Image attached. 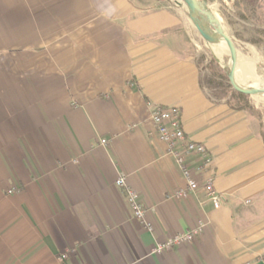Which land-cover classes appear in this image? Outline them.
I'll use <instances>...</instances> for the list:
<instances>
[{
	"label": "crops",
	"instance_id": "1",
	"mask_svg": "<svg viewBox=\"0 0 264 264\" xmlns=\"http://www.w3.org/2000/svg\"><path fill=\"white\" fill-rule=\"evenodd\" d=\"M159 2L0 0V264H264L257 120L213 97L205 41ZM221 2L235 26L264 19V0ZM157 105L206 146L207 168L185 162L200 184L213 176L218 207L157 138ZM198 223L191 243L153 252Z\"/></svg>",
	"mask_w": 264,
	"mask_h": 264
},
{
	"label": "rangeland",
	"instance_id": "2",
	"mask_svg": "<svg viewBox=\"0 0 264 264\" xmlns=\"http://www.w3.org/2000/svg\"><path fill=\"white\" fill-rule=\"evenodd\" d=\"M200 1L208 5L211 10L213 9V5H216L213 11L216 13L223 27H225L227 33L231 35L234 39L236 46L239 50L241 67L253 68L261 73H264V19H253L249 20V24L247 25L240 24L238 26H235L233 23H237V20H235L233 16L228 14L229 10L227 9L229 5H225V3H222L221 0ZM159 4L163 7L172 6L175 9L183 12L185 22L187 24L186 26H188L189 30H193V32L197 36H199V38H201L194 25L191 23L188 17L187 10L180 0H160ZM222 6L226 9H223V14L218 11V9L222 11ZM204 44L205 45H200L198 60L207 69L205 70V85L208 86L213 97L217 99H226L233 104H238V100L233 95L236 93L231 88L228 82L226 73L227 70L222 67V63H229V56L223 55L219 59L214 54L211 48L213 47V44L207 42H205ZM217 46L223 52L225 51L228 53V49L224 43ZM220 74H225L226 79L221 77ZM236 78L239 81L243 82L245 85L251 86L249 83H246V78ZM244 98L246 99L249 105V108L246 110L256 118L258 124V131L260 135L264 138V97Z\"/></svg>",
	"mask_w": 264,
	"mask_h": 264
},
{
	"label": "built area",
	"instance_id": "3",
	"mask_svg": "<svg viewBox=\"0 0 264 264\" xmlns=\"http://www.w3.org/2000/svg\"><path fill=\"white\" fill-rule=\"evenodd\" d=\"M150 118L154 125V132L157 138L167 145L168 152L172 155L178 163L183 177L187 183L188 189L191 191L203 190L207 197L213 202L215 207L220 204L221 197L214 187V178L209 176L200 184L195 178L194 171L187 166L185 159L191 155H197L200 158V168H207L211 164V155L204 143L196 142L187 137L182 126L181 110L177 106H154L150 112ZM106 144L105 140H102ZM116 185L125 190L128 205L132 211L133 216L140 220L147 230L152 227L145 221L147 208L139 199L138 194L127 188L124 176H119L116 180ZM15 188L9 189L12 193ZM203 223H198L193 228L176 234L163 243L158 244L154 249V253H159L171 248L173 245L181 243H191L195 237L202 231Z\"/></svg>",
	"mask_w": 264,
	"mask_h": 264
},
{
	"label": "water",
	"instance_id": "4",
	"mask_svg": "<svg viewBox=\"0 0 264 264\" xmlns=\"http://www.w3.org/2000/svg\"><path fill=\"white\" fill-rule=\"evenodd\" d=\"M185 6L188 17L197 32L207 43H225L229 52V63L226 71L228 82L234 92L243 97H264V86L257 88H241L236 81V74L240 70L241 62L239 50L231 35H229L219 18L210 7L200 0H180Z\"/></svg>",
	"mask_w": 264,
	"mask_h": 264
},
{
	"label": "bare ground",
	"instance_id": "5",
	"mask_svg": "<svg viewBox=\"0 0 264 264\" xmlns=\"http://www.w3.org/2000/svg\"><path fill=\"white\" fill-rule=\"evenodd\" d=\"M177 3V2H176ZM216 5H213V9L214 10ZM214 12V11H213ZM214 14L216 15V13L214 12ZM217 16V15H216ZM191 21V20H190ZM192 23V22H191ZM193 24V23H192ZM225 29V27H224ZM226 31V29H225ZM227 32V31H226ZM222 41H219L215 44H213L212 50L214 52V54L217 56V58H221V56L223 55H228L229 56V52H223L222 50L219 49V47L217 45H221ZM225 44V43H224ZM209 46V45H208ZM226 46V45H225ZM223 61V60H222ZM222 67L225 68L226 70L228 69V64H223L222 63ZM236 77L238 78H246V83H249L251 86L249 85H245L243 82L239 81L236 78V81L238 83V85L241 88L244 89H250V88H257V87H263L264 86V73H261L253 68H242L240 67L239 72L236 74Z\"/></svg>",
	"mask_w": 264,
	"mask_h": 264
},
{
	"label": "trees",
	"instance_id": "6",
	"mask_svg": "<svg viewBox=\"0 0 264 264\" xmlns=\"http://www.w3.org/2000/svg\"><path fill=\"white\" fill-rule=\"evenodd\" d=\"M221 77L226 79V75L225 74H220ZM234 97L238 100V104H233L229 101V104H231L234 108H238V109H248L249 105L248 102L246 101V99L243 96H240L238 94H233Z\"/></svg>",
	"mask_w": 264,
	"mask_h": 264
}]
</instances>
